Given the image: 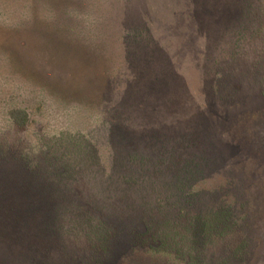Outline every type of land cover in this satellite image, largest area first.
Returning <instances> with one entry per match:
<instances>
[{"label": "rangeland", "instance_id": "obj_1", "mask_svg": "<svg viewBox=\"0 0 264 264\" xmlns=\"http://www.w3.org/2000/svg\"><path fill=\"white\" fill-rule=\"evenodd\" d=\"M224 79L236 100L217 98ZM16 107L30 118L21 134ZM10 149L24 172L3 167ZM56 160L44 175L89 176L93 189L188 165L187 192L225 193L245 263L264 264V0H0V264H24L42 238L29 214L50 204L33 205L25 171ZM113 264L171 263L138 249Z\"/></svg>", "mask_w": 264, "mask_h": 264}, {"label": "trees", "instance_id": "obj_2", "mask_svg": "<svg viewBox=\"0 0 264 264\" xmlns=\"http://www.w3.org/2000/svg\"><path fill=\"white\" fill-rule=\"evenodd\" d=\"M228 57L230 62L221 67L224 75L234 76L241 65L233 54ZM224 80L213 84L217 98L228 102L236 100L237 97L229 93L230 83ZM8 117L16 133L27 130L30 118L25 109L12 108ZM207 148L205 153L208 154ZM14 155L11 149L2 155L4 168L22 169L23 166L18 167L11 161ZM63 157L61 155L58 160ZM58 160L48 165L42 162L43 168L37 177L25 171L28 179L37 183H33L35 191L30 199L33 205L41 206L47 201L50 208L46 216H42L41 208L30 211L32 218H38L32 230L38 236L44 230L42 238L39 236V240L32 243L31 253L23 259L24 264H45L46 261L48 264H113L124 253L138 249L171 264H194L198 260L203 264L215 262L217 249L218 264H246L247 234L235 216V204L225 202V193L221 191L187 192L194 183V176L189 177L188 165L178 167L174 162V169L162 171H171L170 178L163 174L158 180L153 179L160 175L159 169L157 172L153 166L148 169L152 173L144 181L139 180L136 171L129 182L124 179L110 181L105 189H93L91 181L94 178L89 176L71 178L65 175L56 180L44 175L46 167L56 166ZM23 170L24 167L21 172ZM121 182L127 185L126 193L121 194L114 187L122 185ZM130 192L134 193L133 198L128 195ZM200 203L202 209L196 210ZM198 243L201 246H196Z\"/></svg>", "mask_w": 264, "mask_h": 264}]
</instances>
